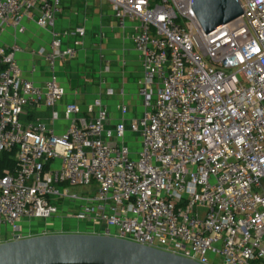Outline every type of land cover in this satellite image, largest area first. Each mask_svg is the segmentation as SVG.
Returning a JSON list of instances; mask_svg holds the SVG:
<instances>
[{"label":"built area","instance_id":"obj_1","mask_svg":"<svg viewBox=\"0 0 264 264\" xmlns=\"http://www.w3.org/2000/svg\"><path fill=\"white\" fill-rule=\"evenodd\" d=\"M88 1L110 4L120 28L136 22L143 112L118 101L113 118L100 95L79 117L58 66L77 56L84 29L55 30L62 0H0V35L30 24L50 34L43 85L25 77L21 45H0V228L28 237L24 220L70 201L68 217L105 223L99 234L202 264H264V0H239L243 15L209 34L193 0ZM28 107L70 124L59 135L26 122ZM5 152L14 168H1Z\"/></svg>","mask_w":264,"mask_h":264},{"label":"crops","instance_id":"obj_2","mask_svg":"<svg viewBox=\"0 0 264 264\" xmlns=\"http://www.w3.org/2000/svg\"><path fill=\"white\" fill-rule=\"evenodd\" d=\"M136 22H129L120 28L114 18L110 4L102 1L62 0V12L55 26L57 32L83 28L80 35L81 45L78 54L58 66L60 83L65 92L66 102H76L81 107L79 117L86 115L88 104L102 95L109 105L113 118L118 116L116 104L124 101L130 107V116H140L143 112L142 99L139 96V85L143 77L142 60L134 47L133 34ZM73 38L64 40V46L72 45ZM0 45L18 43L23 52L18 55L26 78L36 84L43 85L50 77L48 66L39 50L48 47L50 34L30 24L27 33L16 35L8 31L0 35ZM35 68V71L33 69ZM112 88L115 95L108 97L105 91ZM63 110V105L60 107ZM26 122L44 121L55 129L57 134H63L70 124L65 118L52 122L50 110L47 108L25 109L22 116ZM60 160L55 166H60ZM107 229L105 223L78 221L70 217L60 219L57 224L45 226L36 231L31 227L26 229L25 236L50 233H103ZM10 226L0 228V242L11 237Z\"/></svg>","mask_w":264,"mask_h":264},{"label":"water","instance_id":"obj_3","mask_svg":"<svg viewBox=\"0 0 264 264\" xmlns=\"http://www.w3.org/2000/svg\"><path fill=\"white\" fill-rule=\"evenodd\" d=\"M209 34L241 15L239 0H193ZM0 264H202L160 248L99 233L39 234L0 242Z\"/></svg>","mask_w":264,"mask_h":264},{"label":"rangeland","instance_id":"obj_4","mask_svg":"<svg viewBox=\"0 0 264 264\" xmlns=\"http://www.w3.org/2000/svg\"><path fill=\"white\" fill-rule=\"evenodd\" d=\"M2 43V42H0ZM79 194H83L84 190L82 188H75L74 189ZM59 205V212L48 219H27L22 222L24 227V232L26 229L28 230L29 227L32 229L39 231L40 229L44 228L46 225H55L57 221L60 219L68 218V214L74 210L73 204L70 201H60ZM112 231H115V228H111Z\"/></svg>","mask_w":264,"mask_h":264},{"label":"trees","instance_id":"obj_5","mask_svg":"<svg viewBox=\"0 0 264 264\" xmlns=\"http://www.w3.org/2000/svg\"><path fill=\"white\" fill-rule=\"evenodd\" d=\"M35 121V120H33ZM15 166V160H14V152L12 153H4L2 155V160H1V168L4 169L6 167L8 168H14Z\"/></svg>","mask_w":264,"mask_h":264}]
</instances>
